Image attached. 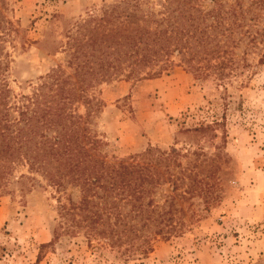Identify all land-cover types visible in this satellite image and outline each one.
Wrapping results in <instances>:
<instances>
[{"label":"rangeland","instance_id":"1","mask_svg":"<svg viewBox=\"0 0 264 264\" xmlns=\"http://www.w3.org/2000/svg\"><path fill=\"white\" fill-rule=\"evenodd\" d=\"M116 1L0 0V86L10 105L53 69L76 81L69 35ZM220 1L250 10L240 29L259 40L240 35L223 80L200 78L174 56L157 77L80 81L70 106L104 140L109 161L165 158L151 198L155 216L175 207L172 233L148 228L146 254L91 242L84 230L61 227L60 202L78 201L80 188H57L18 164L0 185V264H264V4Z\"/></svg>","mask_w":264,"mask_h":264},{"label":"trees","instance_id":"2","mask_svg":"<svg viewBox=\"0 0 264 264\" xmlns=\"http://www.w3.org/2000/svg\"><path fill=\"white\" fill-rule=\"evenodd\" d=\"M253 3L263 5L264 0ZM249 11L220 0H119L85 20L69 35L76 81L61 68L53 69L14 105L0 86V185L21 164L57 188L78 186V201L60 202L61 227L84 230L91 242L104 239L111 247L128 243L146 254L152 248L148 228L155 226L152 236L174 229L175 207L155 216L151 198L163 179L158 164L165 158L142 154L109 161L102 152L104 140L85 115L70 107L80 97L78 82L120 74L157 77L174 56L200 78L223 80L235 63L240 35L247 33L250 42L259 43L257 32L240 29ZM2 20L0 15V25ZM168 179L176 190L177 180ZM138 238L142 241L135 244Z\"/></svg>","mask_w":264,"mask_h":264}]
</instances>
